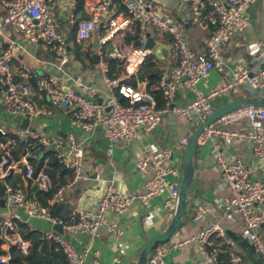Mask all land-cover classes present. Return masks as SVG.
Returning <instances> with one entry per match:
<instances>
[{"label":"built area","instance_id":"obj_1","mask_svg":"<svg viewBox=\"0 0 264 264\" xmlns=\"http://www.w3.org/2000/svg\"><path fill=\"white\" fill-rule=\"evenodd\" d=\"M49 1L0 0L5 8L0 17V36L13 29L30 42L45 43L56 57V72L38 75L23 64L19 78H16L11 62L18 57L23 46L14 40L0 53V102L10 115L33 120L39 113L32 100L37 88L45 91L56 107L69 112L87 133L102 126L108 151H111L112 146L120 141L136 140L143 132L156 129L165 115L188 120H194L198 115L202 120L214 112L212 100L217 97L240 95L244 87L264 95V59L262 66L256 70L242 61H236L229 68L222 54L223 46L249 26L248 7L256 0H178L181 9L188 5L190 16L177 20L161 16L152 1L85 0L89 17L76 22L77 41L90 39L99 26L103 27L104 33L98 41L99 59L104 64L107 58L116 59L124 67L118 77L110 78L106 73L105 83L109 92L101 102L92 98L96 90L84 83L81 74L69 75L66 70L70 55L68 42L60 21L50 9ZM116 3L123 5L126 11L116 14L113 11ZM204 21L210 26V35L205 47L197 51L187 42L184 30L187 25ZM149 26L171 37L169 48L173 64L168 67L157 60L163 68L157 83L163 97L162 106H158L151 90L130 83L146 59L154 54V49L145 47ZM126 35L133 37L130 43L126 41ZM134 41L140 45L135 46ZM226 67L230 73L228 80L217 82L208 93H199L185 104L176 102L175 97L181 87L195 90L199 81L208 79L214 70L223 71ZM62 78H67L72 85L64 84ZM142 83L148 85L149 81ZM119 95L127 99V103H123ZM190 134L179 139L176 147L184 149ZM15 135L22 141L20 147L17 139L12 137L0 143V181H5L4 206L0 203L2 247L6 245L10 249L15 246L27 253L30 242L23 237L20 222L30 226L31 219H40L51 225L62 224L64 231L92 235H98L101 227L107 225L119 238L123 230L116 223L109 222V214L124 213L134 202L148 201L165 189H169L163 202L166 223L169 224L176 214L180 182L177 179L169 181L168 175L178 177L181 168L167 163L173 154L172 148L145 150L138 157L137 167L148 177L145 192L123 191L111 182L93 208L74 207L66 217H60L52 213L51 207L66 189L88 178L84 144L74 134H68L64 139L38 129H19ZM206 142L211 143V158L220 171L218 188L227 189L230 194L224 207L226 210L234 208L241 216L246 226L245 236L253 243L264 263V238L261 235L264 226V180L252 177L254 167L250 163L242 158L230 159L224 152L227 144L248 142L254 157L264 164V106L246 104L221 115L200 135L199 147ZM51 157L70 172V177L57 188L47 205L30 196L25 187L6 182L7 178L20 172L37 190H53L57 181L48 169ZM32 161L41 164L38 172H35ZM18 207L24 210V216L17 211ZM209 211V204L200 203L192 218L195 222L203 221ZM42 232L44 238L54 241L62 249L69 264H87L88 249L77 250L64 234L54 228ZM190 241L199 246L202 257L198 264H247L237 241L226 234L219 222L201 227L187 239L158 243L148 256V264H169L166 257L170 252ZM120 246L115 261H119L124 253ZM10 257L7 251L0 256V262H8ZM94 264H98L97 259H94Z\"/></svg>","mask_w":264,"mask_h":264},{"label":"crops","instance_id":"obj_2","mask_svg":"<svg viewBox=\"0 0 264 264\" xmlns=\"http://www.w3.org/2000/svg\"><path fill=\"white\" fill-rule=\"evenodd\" d=\"M144 1H152L161 16L172 20L190 16L188 5H185L181 9L178 5V0ZM49 5L53 14L61 23L62 32L66 35L67 39L70 38L68 42L70 45V55L66 70L69 75L81 74L84 83L96 90V94L92 98L102 101L109 92L105 83L107 64H104L100 59L96 62L93 44L95 38L99 41L104 33V28L99 26L90 39L82 42L77 41L81 44V48L76 51L71 33L74 28L76 29V22L78 20L89 17L85 2L83 4L84 17L76 12V2L74 3L72 0H50ZM113 11L119 14L124 13L126 9L120 3H116ZM4 13L5 8L0 2V17ZM248 17L250 21L249 26L243 31L238 32L230 42L223 46L222 54L229 68L236 61L244 62L252 70H256L262 66L264 59V0H256L248 7ZM148 30V33L156 41L157 47L153 48L156 62L159 59L162 65H172L174 61L171 59L170 52L162 54L160 51L161 47H169L171 37L155 29L158 32L157 34L150 28ZM184 32L189 45L194 50L199 51L205 47L206 40L210 35V26L204 21L198 24L187 25ZM14 40L23 46L18 57L11 62V70L16 78H19V72L23 64L38 75L56 72L54 67L56 57L53 51L43 42L35 43L28 41L13 29H10L6 35L0 36V53ZM228 67L223 71L214 70L208 79L197 83L195 90L181 87L175 97L176 102L185 104L194 99L199 93H208L217 82L228 80L230 76ZM134 79H136L134 83L135 87L148 88L149 83L148 85L142 83L148 80H141L139 73L130 80V83ZM62 80L64 84H71L67 78H62ZM244 90L249 92V94L243 93ZM34 91L32 100L39 113L33 120H29L28 124H25L26 118L8 114L0 102V129L2 132H5L3 134L0 131V136L15 134L19 129L29 128L32 130H42L50 136H58L64 139L68 134H74L76 139L84 144L86 151L85 167L88 178L80 181L76 186L66 189L58 198L57 203L52 206V213L60 217H66L74 207L93 208L97 200L103 195L106 186L111 182L123 191L145 192L148 177L142 174L137 167L138 157L145 150H156L165 147L172 148L173 154L167 163L181 168L182 172L184 149L177 148L176 144L179 139L188 136L200 122L198 115H196L194 120L174 115H165L156 129L143 132L139 139L128 142L120 141L112 146L111 151H108V142L102 126H97L91 133H87L72 119L69 112L56 107L45 91H39L37 88ZM82 93L86 95V92ZM254 93L256 91L244 87L240 95L234 97L220 96L213 99L212 104L216 109L231 99L249 96ZM210 151V142H206L198 149L195 159L194 180L189 188V194L192 199L190 213L182 227L173 235L171 240L187 239L201 227L213 222H219L226 234L237 241L247 264H264L253 243L245 236L246 226L241 216L234 208L226 210L224 207L225 203L229 200L230 194L227 189L221 190L218 188L220 171L212 160ZM224 152L230 159L242 158L250 163L254 167L252 177L264 180V164H260L254 157L250 143L236 142L227 144L224 147ZM37 164L40 163L37 162ZM17 175L25 177L23 173L16 172L12 178ZM179 176L168 175V180L174 181L177 179L179 181ZM69 177L70 172L61 173L56 177L57 184L59 181H64L63 183H65ZM24 179L25 188L30 194L29 188L35 186L31 181L29 182L26 178ZM168 192L169 189H165L161 194L152 197L148 201L138 200L124 213H110L108 216L109 222L116 223L123 230V234L119 238L108 229L107 225L101 227L98 235L86 232L74 233L67 230L63 234L77 250L88 249L87 264H94V259H97L98 264H138L139 253L146 241L152 236L163 232L168 226L163 215L164 197ZM4 197L5 195L1 199ZM200 203L209 204L210 211L203 221L195 222L192 216L195 208ZM17 211L22 216L25 215L22 208L18 207ZM30 227L43 231L53 228V225L40 219H31ZM261 235L264 238V226L261 229ZM119 246L124 250V253L120 256L119 261H115L114 258ZM3 248L9 251L6 245ZM96 252H98L97 256L95 255ZM201 257L198 244L190 241L180 246V248L172 250L166 257V260L169 264H198Z\"/></svg>","mask_w":264,"mask_h":264},{"label":"trees","instance_id":"obj_3","mask_svg":"<svg viewBox=\"0 0 264 264\" xmlns=\"http://www.w3.org/2000/svg\"><path fill=\"white\" fill-rule=\"evenodd\" d=\"M84 2L85 0H76V12L80 13L83 17H84V11H83ZM84 18H88V17H84ZM71 37H72V41L74 42L76 51L79 50L81 48V44L77 42L75 28L73 29L71 33ZM132 40H133L132 36L126 35V41L128 43H130ZM134 45L138 46L140 44L134 41ZM106 64L108 66L107 75L110 78L118 77L123 73L124 67H123L122 62L116 59L107 58ZM162 71H163V68L161 67V65L157 64L155 55H150L146 59L144 64L141 66L140 72H139V78L141 80L149 81L148 89L151 90L155 94L158 100V106L163 105L162 93L157 88V83L159 81V77ZM135 80L136 79L132 80L133 85L135 83ZM120 98L123 103H127V99L121 96ZM11 137L17 139V143L19 147L20 145H22V141L15 134H8L7 136L1 135L0 143L8 141V139ZM0 158H1V154H0ZM33 163L35 166V172H38L39 169L41 168V164H37L35 162ZM48 169L51 172V174L55 177H57L61 173L64 174L66 172H69L61 164H59L58 161L54 157H51V161L49 162ZM24 178L25 177H23L22 175H17L16 177H13V178L10 177V178H7V183L14 185V186L25 187ZM28 181L30 182V180ZM63 182L64 181H61V182L59 181L57 186L49 192H42V191L37 190L36 187H31L29 188L30 195L38 199L41 204L47 205L48 199L52 197L54 192L57 190V188L61 184H63ZM4 195H5V188L3 184L0 183V198L3 197ZM20 230H21L23 237L30 242L28 252L23 253L17 247L11 246L9 249V252L11 255L9 261L5 263L0 262V264H69L66 258V255L63 253L62 249L54 241L47 240L46 238H44L43 232L40 229L38 228L33 229L29 226V224L20 222ZM6 253H7V250H5L2 247L1 241H0V256Z\"/></svg>","mask_w":264,"mask_h":264},{"label":"water","instance_id":"obj_4","mask_svg":"<svg viewBox=\"0 0 264 264\" xmlns=\"http://www.w3.org/2000/svg\"><path fill=\"white\" fill-rule=\"evenodd\" d=\"M147 40L145 43V47L147 48H156V41L154 37H152L149 33H147ZM70 41V38L67 39V42ZM99 47L98 39H94L93 44V53L96 62L99 61V55L97 54V49ZM70 51V45L68 43L67 46ZM161 53H169V47H161ZM101 102V100H99ZM246 104H259L264 106V95L258 94V92L251 94L249 96H241L234 99H231L224 105L216 108L214 112L204 117L200 122L196 125L193 131L190 134L188 143L184 148L183 153V162H182V179L179 184V204L176 211L175 216L168 224L167 228L151 238H149L144 244L142 250L139 253L138 264H148L147 259L151 251L157 246L158 243L169 242L173 235L182 227L184 221L188 218L190 213V207L192 203L191 196L189 194V188L194 180L195 175V159L197 157L198 149H199V138L200 135L205 130L206 126L214 122L221 115L232 111L242 105ZM29 123V119H25V124ZM1 184H3L5 188V181L1 180ZM2 206H4V199L0 200ZM53 228L59 233L63 234L64 229L62 224H55Z\"/></svg>","mask_w":264,"mask_h":264},{"label":"rangeland","instance_id":"obj_5","mask_svg":"<svg viewBox=\"0 0 264 264\" xmlns=\"http://www.w3.org/2000/svg\"><path fill=\"white\" fill-rule=\"evenodd\" d=\"M149 28H150L152 31L156 32L152 26H149ZM157 33H158V32H156V34H157ZM244 92H245V94H247V95L249 94V92H247V91H245V90L243 91V93H244ZM10 129H11V128H10ZM178 179H179V182H180L181 179H182V172H181V175L179 176Z\"/></svg>","mask_w":264,"mask_h":264}]
</instances>
